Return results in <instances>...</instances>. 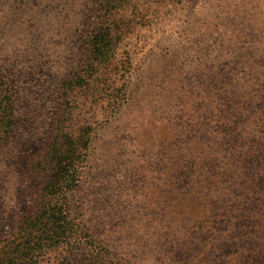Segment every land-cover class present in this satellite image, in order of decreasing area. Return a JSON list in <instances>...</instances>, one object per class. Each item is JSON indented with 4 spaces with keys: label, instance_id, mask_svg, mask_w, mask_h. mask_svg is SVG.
<instances>
[{
    "label": "rangeland",
    "instance_id": "1",
    "mask_svg": "<svg viewBox=\"0 0 264 264\" xmlns=\"http://www.w3.org/2000/svg\"><path fill=\"white\" fill-rule=\"evenodd\" d=\"M63 135L78 235L32 264H264V0H0V250L40 213ZM202 212L223 219L193 243Z\"/></svg>",
    "mask_w": 264,
    "mask_h": 264
},
{
    "label": "trees",
    "instance_id": "2",
    "mask_svg": "<svg viewBox=\"0 0 264 264\" xmlns=\"http://www.w3.org/2000/svg\"><path fill=\"white\" fill-rule=\"evenodd\" d=\"M111 34L98 31L96 32L91 40L89 51L96 58L109 59L112 54L110 47ZM223 107H227L225 104ZM257 120H255L256 122ZM263 124V121H259ZM245 133L242 126H234L225 131V144L229 145L227 151H234L240 148L242 150L244 146L239 144L240 135ZM71 136L63 135L59 144H53V148L50 151L51 157V170L49 180L43 187V201L42 207L39 214L34 219L31 218L29 221L28 231L21 236L22 243L15 244L14 246L2 248L0 250V264H32L31 259L33 252L30 251L33 248L48 245L55 248L59 243L67 242L71 238H76L77 233L71 222V212L67 199V191H69L72 177L76 172V160L75 158V144ZM260 147L261 145L258 144ZM230 152V153H232ZM240 152V151H238ZM236 167V166H235ZM209 179L208 192L210 187H220L221 184L234 188L235 185L232 183H226L223 180L215 181ZM234 186H233V185ZM235 197V196H234ZM211 213L214 212L213 207H209ZM205 215L204 221L207 223L203 225L198 221L192 222L189 230L188 238L194 240L193 243H197L202 239V236H206V241L209 243L211 238L210 233L215 232V225L223 219L222 215L217 216L216 219L212 220L207 217V213L202 212ZM105 249L94 256V261L90 264H108L110 256Z\"/></svg>",
    "mask_w": 264,
    "mask_h": 264
}]
</instances>
